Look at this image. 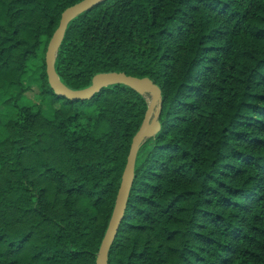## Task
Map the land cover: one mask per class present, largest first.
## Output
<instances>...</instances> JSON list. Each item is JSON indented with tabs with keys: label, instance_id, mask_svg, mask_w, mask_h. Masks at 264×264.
<instances>
[{
	"label": "trees",
	"instance_id": "16d2710c",
	"mask_svg": "<svg viewBox=\"0 0 264 264\" xmlns=\"http://www.w3.org/2000/svg\"><path fill=\"white\" fill-rule=\"evenodd\" d=\"M83 0H0V264H97L146 95L59 97L46 52ZM40 58V103H24ZM56 70L150 78L109 264H264V0H105L68 26Z\"/></svg>",
	"mask_w": 264,
	"mask_h": 264
},
{
	"label": "water",
	"instance_id": "95a60500",
	"mask_svg": "<svg viewBox=\"0 0 264 264\" xmlns=\"http://www.w3.org/2000/svg\"><path fill=\"white\" fill-rule=\"evenodd\" d=\"M105 0H83L67 8L61 16L59 26L53 34L46 52L47 75L51 88L59 97L70 100H91L101 90L115 85L124 84L143 95H150L148 110L140 130L134 136L128 161L123 173L114 212L107 232L102 240L97 264H109L110 249L116 239L127 208L128 198L135 180V166L141 144L149 137L155 136L161 129L158 120L162 92L160 87L150 78L129 76L124 72L101 73L94 76L92 84L82 90H72L60 79L56 70V57L66 35L69 24L82 13ZM148 97V96H147Z\"/></svg>",
	"mask_w": 264,
	"mask_h": 264
},
{
	"label": "rangeland",
	"instance_id": "374dc122",
	"mask_svg": "<svg viewBox=\"0 0 264 264\" xmlns=\"http://www.w3.org/2000/svg\"><path fill=\"white\" fill-rule=\"evenodd\" d=\"M41 59L38 58L32 62L31 71L29 72L26 78L27 92L23 97V102L32 104V103H40L42 99L41 95V83L39 81V70L41 67ZM150 99V95H147Z\"/></svg>",
	"mask_w": 264,
	"mask_h": 264
}]
</instances>
